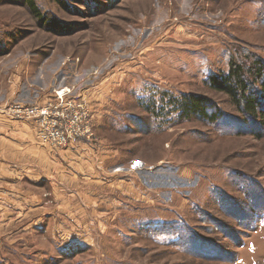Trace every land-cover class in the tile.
I'll return each mask as SVG.
<instances>
[{"label":"rangeland","instance_id":"obj_1","mask_svg":"<svg viewBox=\"0 0 264 264\" xmlns=\"http://www.w3.org/2000/svg\"><path fill=\"white\" fill-rule=\"evenodd\" d=\"M32 3L0 0L3 111L39 145L0 156V264H264L263 114L211 85L241 65L264 113V0ZM62 89L87 133L55 146L12 107Z\"/></svg>","mask_w":264,"mask_h":264},{"label":"trees","instance_id":"obj_2","mask_svg":"<svg viewBox=\"0 0 264 264\" xmlns=\"http://www.w3.org/2000/svg\"><path fill=\"white\" fill-rule=\"evenodd\" d=\"M31 5V8L35 13V6H33L32 0H27ZM256 76L257 80H261V92L264 97V62L261 64H256L253 69L247 70ZM246 69L232 62L230 65L229 73L223 75L221 81L217 78L212 79L211 85L217 91L225 93L236 107L245 112L246 114L257 117V115L263 114L258 111V99L254 94L248 93L250 91L249 84L247 83L246 78ZM183 117L190 118L192 115H198L200 117H205L210 120L217 119L218 114L215 112L210 114L207 112L208 104L207 100L203 98H198L195 96H189L185 99V102L182 103Z\"/></svg>","mask_w":264,"mask_h":264},{"label":"built area","instance_id":"obj_3","mask_svg":"<svg viewBox=\"0 0 264 264\" xmlns=\"http://www.w3.org/2000/svg\"><path fill=\"white\" fill-rule=\"evenodd\" d=\"M70 90L62 89L57 93L56 99L58 102L49 103L46 106H31L25 107L16 105L12 107V114L18 118H28L35 120L40 128L46 142L55 146H66L71 139L84 136L87 132L79 130H71L75 125L76 120H71L69 115L64 111L65 105H74L71 102ZM87 113V112H86ZM89 121V116H84L82 108L81 120Z\"/></svg>","mask_w":264,"mask_h":264},{"label":"crops","instance_id":"obj_4","mask_svg":"<svg viewBox=\"0 0 264 264\" xmlns=\"http://www.w3.org/2000/svg\"><path fill=\"white\" fill-rule=\"evenodd\" d=\"M1 44L4 46L5 42L2 41ZM5 101L6 95H3V99L0 98V156L4 155L7 146H39L30 124L18 122L3 111L7 105ZM97 101H100V98ZM93 103L96 104V100H93Z\"/></svg>","mask_w":264,"mask_h":264},{"label":"snow or ice","instance_id":"obj_5","mask_svg":"<svg viewBox=\"0 0 264 264\" xmlns=\"http://www.w3.org/2000/svg\"><path fill=\"white\" fill-rule=\"evenodd\" d=\"M139 162H136V164H138ZM136 164H134V167L136 166Z\"/></svg>","mask_w":264,"mask_h":264}]
</instances>
